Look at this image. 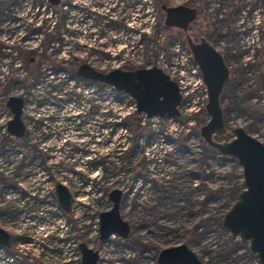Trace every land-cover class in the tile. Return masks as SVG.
<instances>
[{"label": "rangeland", "instance_id": "374dc122", "mask_svg": "<svg viewBox=\"0 0 264 264\" xmlns=\"http://www.w3.org/2000/svg\"><path fill=\"white\" fill-rule=\"evenodd\" d=\"M161 5L198 7L200 22L208 25L205 34L215 33L211 42L228 55L230 75L220 98L226 134L217 141H231V130L242 127L264 144V0H60L57 7L42 0H0V139L11 117L7 99L22 98L28 140L40 141L38 155L47 170L41 173V160L28 165L33 178L23 187L43 196L33 195L39 203L29 205L31 222H22L23 214L15 221L12 210L0 217L11 237V247L0 249V264H81L80 243L99 252L98 264H157L163 249L178 245L202 264H260L248 244L223 227L232 190L243 188L241 166L213 153L200 136L209 119L206 88L184 37L166 27ZM254 18L261 24L247 51L243 45ZM195 24L193 29L201 28ZM78 62L104 73L160 68L179 86V116L135 115L128 96L78 77ZM90 106L114 115L98 116L97 124L125 128L113 135L95 132V144L83 149L91 154L71 153L61 146L68 128L60 117ZM33 143L28 148L16 142L15 149L25 155ZM89 157L97 165L90 171L97 183L91 191L60 168L67 163L87 172L75 161ZM59 183L71 193L69 213L58 205ZM114 189L122 192L120 217L130 232L125 239L112 235L102 241L99 215L111 208ZM5 201L6 208L22 204L17 194Z\"/></svg>", "mask_w": 264, "mask_h": 264}, {"label": "water", "instance_id": "95a60500", "mask_svg": "<svg viewBox=\"0 0 264 264\" xmlns=\"http://www.w3.org/2000/svg\"><path fill=\"white\" fill-rule=\"evenodd\" d=\"M59 1L48 0L52 6H57ZM161 8L165 12V25L183 31H186L197 16L194 9L185 6ZM188 47L206 88L205 110L209 119L200 128V136L208 147L221 156L236 159L241 166L243 190L224 214L223 227L232 239L247 243L250 253L260 264H264V144L248 135L242 127L231 130V141H217L226 134L220 98L229 80V69L222 56L208 42L202 40L194 44L188 40ZM76 73L81 79L105 84L127 95L134 101L135 111L147 119L179 116L178 107L182 101L179 86L158 67L131 71L113 69L104 73L81 64ZM23 105V99L20 97H10L7 101V106L12 112L8 131L18 138L24 132L21 120ZM55 191L59 206L69 213L70 192L62 184L57 185ZM108 197L112 206L99 215V238L105 241L116 235L125 239L130 229L120 217L122 192L114 189ZM0 246L4 248L10 246L9 235L2 229ZM78 249L81 264H98V251L92 250L85 243H80ZM157 264L202 263L186 245H178L163 249L157 257Z\"/></svg>", "mask_w": 264, "mask_h": 264}, {"label": "flooded vegetation", "instance_id": "af4514ba", "mask_svg": "<svg viewBox=\"0 0 264 264\" xmlns=\"http://www.w3.org/2000/svg\"><path fill=\"white\" fill-rule=\"evenodd\" d=\"M42 1H44L45 3H49L48 0H42ZM59 5H60V1H59V4L57 6H59ZM57 6H54V7H57ZM162 6H166V5H161L160 6L161 10H162V8H161ZM177 6H185L188 8H192L196 11V14H197L196 18L187 27L186 31H183L179 28H173L174 30L179 31L180 34L184 37L183 41L186 43L187 47H188V40H190L194 44H197L200 41L204 40V41L208 42L222 56L224 63H226V60H228V55L226 54V52L224 53V50H222V54H221L219 52V50L217 49V45H219V43L216 42V45H215L211 42V39L217 38V35L215 33L212 35L211 34H205V33H207L205 28L208 25L204 26L203 25L204 23L200 22V20H199L200 13H199L198 7H190L187 5H177ZM177 6H172V7H177ZM166 7H168V6H166ZM162 11L164 12V10H162ZM195 23H200L201 25H198V26H200L201 28L198 30L193 29V27H191V26L196 25ZM168 28H170V27H168ZM188 49H189V47H188ZM81 64H86V65L90 66V64L87 62L79 63V66ZM87 81H90V80H87ZM8 99H7V101H8ZM7 101H6L5 107L11 114V117L8 120V122H9L12 119V112H11L10 108L7 106ZM134 114L143 115V114L137 113L136 111H134ZM22 115H23V111H22ZM61 116L62 117H60V120L63 121V123L66 124V127L68 128V130L65 129V131L63 130L61 133L63 136V141L61 143V146L66 147V148H70V149L72 147V150L70 151L71 153H78L79 152L82 154H87V153L91 154V152L93 151L92 149H89V151L88 150L86 151L83 149L89 148L92 143L95 144V137H94L95 132H99L100 130H102V131L106 130V132L109 131L111 133V135H113L118 130L122 131L123 128H125L124 127L125 125L122 123H117V124H112V123H105V124L100 123L99 124L98 123L97 124L96 118L98 116L109 117V116H112V113H110L108 110L103 111V113L97 112L96 109L92 106H90L89 108L77 109L76 111H73L70 113H65V114L62 113ZM109 118L111 119V117H109ZM21 120L23 121L22 116H21ZM8 122L5 123V126L2 129L1 135H4L5 137L2 140L0 139V195H1L0 196V217L1 216L5 217V215L7 214V211L12 210L11 215H14V217H13L14 220L15 219L17 220L18 217L21 214H23L25 217L22 218V222H24V221L31 222L32 218L30 215L31 211H30L29 205L33 202L39 203L38 200L33 198V195H35L37 193V194H39L38 195L39 197H43V196L39 193L38 190L30 192L29 191L30 187H28V189H27L26 187L24 188L23 185L29 186V184H31V179L33 177H32V172L29 171V166H31L30 164H33L37 160L42 161V166L44 169L41 171V173L43 175L45 173H47V170L45 169V163H44L45 160H43V154L38 156V154H39L38 149L41 146L40 145L41 143H39L40 141H37V143H35L36 140H33V141L28 140L30 133H28V130H27L24 122H23L24 132L20 138L9 133ZM62 127L64 128L63 125H62ZM63 128H61V129H63ZM0 133H1V131H0ZM110 139L111 138L109 137L107 140V143ZM87 140H88V142H85ZM16 142H21V144H20L21 146L28 147V148H31L30 145H32V142H34L33 143L34 146L32 147V149L34 148V152L36 155L35 156L32 155V152H31L32 149L29 150V153H26L25 155L19 153L15 149L16 148ZM73 147H75L76 149ZM1 151H2V153H1ZM8 154H9V156H8ZM8 159H10V160L6 164H4L3 162L8 160ZM75 160H77V159L74 158L73 161H75ZM75 162H78V165H80L79 163L82 162L83 166L88 168L87 172L82 173V172L75 171L76 170L75 165L73 166V165H68L67 163H61L60 168H61L62 172L65 171L66 174L70 173V177L74 176V178H82V179L88 178L90 180H93V179H91L92 177H91L90 171H93V169L96 168V165L93 164L92 157H89L88 161H84L81 158ZM5 166H7V168L4 169ZM23 172H25V173H23ZM33 180H35V179H33ZM59 184H62V183H59ZM59 184H57V185H59ZM62 185H64V184H62ZM56 186L54 187V190H55ZM68 191H69V189H68ZM10 194H17L18 200L22 203L21 205L19 204V209L15 208L14 206H12V208L11 207L6 208L4 205H2L3 203L6 202L5 201L6 197L9 196ZM55 194H56V191H55ZM31 195H32V197H31ZM56 196H57V194H56ZM58 205H59V203H58ZM70 208H71V193H70ZM0 229L4 230L1 227H0ZM4 231L9 235L10 246L7 248L0 246L1 250L8 249L11 247L10 234L6 230H4ZM39 264H43V263H39Z\"/></svg>", "mask_w": 264, "mask_h": 264}, {"label": "trees", "instance_id": "16d2710c", "mask_svg": "<svg viewBox=\"0 0 264 264\" xmlns=\"http://www.w3.org/2000/svg\"><path fill=\"white\" fill-rule=\"evenodd\" d=\"M228 82V81H227ZM97 84H99V85H102L101 83H97ZM119 96H125V97H127V95H125V94H123V93H120V92H116ZM61 97V96H60ZM42 99V98H41ZM42 104H44L43 103V101H40L38 104H37V106L39 107V106H41ZM136 115V114H135ZM112 116H114L113 114H112ZM37 122H38V125L40 124V123H42V122H44V119H37ZM112 124H114V123H112ZM119 149V148H118ZM213 153H215V154H218L214 149H212V148H209ZM70 150H72V149H70ZM41 155V154H40ZM40 155H38V156H40ZM61 165V164H60ZM97 166V165H96ZM102 178L100 177L99 179H98V181L100 182V180H101ZM74 180L75 181H77V183H79L80 184V186L82 187V186H84V187H87V188H89V190L91 191V190H93V189H95V184H97V183H94V180H90V179H82V178H74ZM243 190V188H242V186L241 187H236L235 189H233L232 190V193H231V198H232V201H233V203L236 201V199H237V196H238V194L241 192ZM4 250H6V249H4Z\"/></svg>", "mask_w": 264, "mask_h": 264}, {"label": "built area", "instance_id": "2783aa9c", "mask_svg": "<svg viewBox=\"0 0 264 264\" xmlns=\"http://www.w3.org/2000/svg\"><path fill=\"white\" fill-rule=\"evenodd\" d=\"M257 16V13L255 14V17ZM264 18V17H263ZM261 24V21H258L257 18H254L251 20V24L249 25L250 27V32L251 35L250 37L246 40V43H244V48L248 51L249 48H252L254 41L253 39L256 37L257 35V29L259 27V25ZM43 99V97H41Z\"/></svg>", "mask_w": 264, "mask_h": 264}]
</instances>
